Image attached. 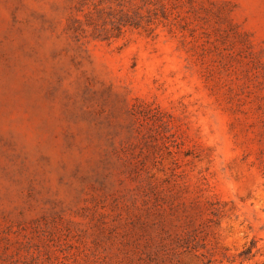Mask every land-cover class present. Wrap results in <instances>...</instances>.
I'll use <instances>...</instances> for the list:
<instances>
[{"label": "rangeland", "instance_id": "obj_1", "mask_svg": "<svg viewBox=\"0 0 264 264\" xmlns=\"http://www.w3.org/2000/svg\"><path fill=\"white\" fill-rule=\"evenodd\" d=\"M0 264H264V0H0Z\"/></svg>", "mask_w": 264, "mask_h": 264}]
</instances>
